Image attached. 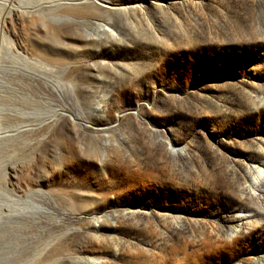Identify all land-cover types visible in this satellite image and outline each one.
<instances>
[{"label": "rangeland", "instance_id": "rangeland-1", "mask_svg": "<svg viewBox=\"0 0 264 264\" xmlns=\"http://www.w3.org/2000/svg\"><path fill=\"white\" fill-rule=\"evenodd\" d=\"M105 1L55 70L68 264H264V0Z\"/></svg>", "mask_w": 264, "mask_h": 264}, {"label": "bare ground", "instance_id": "bare-ground-1", "mask_svg": "<svg viewBox=\"0 0 264 264\" xmlns=\"http://www.w3.org/2000/svg\"><path fill=\"white\" fill-rule=\"evenodd\" d=\"M88 2L113 10L105 0H0V264L69 263L63 216L51 209L52 196L65 195L50 183L53 174L63 176L65 166V157L56 159L65 138L55 128L65 118L66 92L55 70L69 38L63 24L83 19ZM258 33L256 42L264 44V27ZM253 36L248 44L256 43ZM258 166L257 202L264 203V163ZM249 211L264 218V204Z\"/></svg>", "mask_w": 264, "mask_h": 264}]
</instances>
